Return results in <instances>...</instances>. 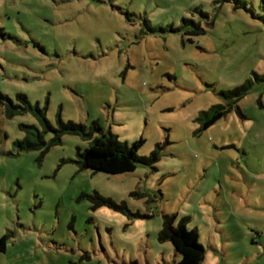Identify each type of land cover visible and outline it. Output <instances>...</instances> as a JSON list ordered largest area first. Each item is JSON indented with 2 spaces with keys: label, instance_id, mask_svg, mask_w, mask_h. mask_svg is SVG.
Instances as JSON below:
<instances>
[{
  "label": "rangeland",
  "instance_id": "rangeland-1",
  "mask_svg": "<svg viewBox=\"0 0 264 264\" xmlns=\"http://www.w3.org/2000/svg\"><path fill=\"white\" fill-rule=\"evenodd\" d=\"M0 92L12 100L0 104V264H176L164 215L197 233L201 264L257 252L264 0H0ZM19 95L54 126L98 122L96 136L143 140L137 156L156 160L85 169L89 143L65 135L48 149L54 134ZM43 131L45 145L19 147Z\"/></svg>",
  "mask_w": 264,
  "mask_h": 264
},
{
  "label": "trees",
  "instance_id": "trees-1",
  "mask_svg": "<svg viewBox=\"0 0 264 264\" xmlns=\"http://www.w3.org/2000/svg\"><path fill=\"white\" fill-rule=\"evenodd\" d=\"M249 84L236 88L224 94V97L231 99L232 103H236L239 99L243 98L248 90ZM28 105L32 111H35L36 116L44 124L45 130H49L54 134V138L48 143V149L62 143V138L65 135H76L82 137L89 143L88 148L80 151L79 164L94 172H103L109 175H120L133 172L136 164L150 165L156 160L155 155L152 154L149 158L137 156V150L142 145L143 140L127 145L121 143L114 136H96L102 132V128L98 122H94L92 126L88 127L85 124H79L72 121L64 122L61 118L58 120V125L54 126L49 122L45 112L39 107L33 108L30 106L25 95H19ZM0 104L4 108L6 105H12V100L0 92ZM14 109L20 107L13 106ZM228 107L214 106L208 112L204 113L205 118L202 120V127L208 128L214 124L218 119L223 117ZM6 114H11L9 110ZM43 132H36L38 143H30L25 140L18 144L22 150L36 148L37 146L45 145L42 134ZM174 216H163V227L159 233L160 240H167L173 246L176 254L179 256V261L176 264H201L204 257V249L198 241L197 233L194 230H186L183 222L177 226L173 224ZM7 236L0 237V254L5 253L7 249Z\"/></svg>",
  "mask_w": 264,
  "mask_h": 264
},
{
  "label": "crops",
  "instance_id": "crops-1",
  "mask_svg": "<svg viewBox=\"0 0 264 264\" xmlns=\"http://www.w3.org/2000/svg\"><path fill=\"white\" fill-rule=\"evenodd\" d=\"M258 231L260 232V236H258V242H255L257 245V252L255 254L249 255L245 259V262H242L241 264H264V261H262V259H264V241L262 240L264 238V225L260 226Z\"/></svg>",
  "mask_w": 264,
  "mask_h": 264
}]
</instances>
